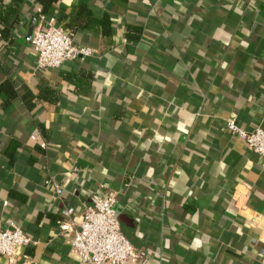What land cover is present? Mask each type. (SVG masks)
Returning a JSON list of instances; mask_svg holds the SVG:
<instances>
[{
  "label": "crops",
  "instance_id": "1",
  "mask_svg": "<svg viewBox=\"0 0 264 264\" xmlns=\"http://www.w3.org/2000/svg\"><path fill=\"white\" fill-rule=\"evenodd\" d=\"M218 2L59 0L57 14H109L112 35H78L93 55L42 72L35 0L18 4L7 33L0 25V227L13 221L31 240L19 264H79L58 226L98 193L116 196L145 264H264L262 158L226 128H264V0ZM127 25L142 28L138 41ZM40 88L57 102L27 106Z\"/></svg>",
  "mask_w": 264,
  "mask_h": 264
},
{
  "label": "built area",
  "instance_id": "2",
  "mask_svg": "<svg viewBox=\"0 0 264 264\" xmlns=\"http://www.w3.org/2000/svg\"><path fill=\"white\" fill-rule=\"evenodd\" d=\"M38 28L31 38V47L35 52V71L58 69L64 63L78 62L93 55V50L79 47L56 20L37 12ZM226 128L230 134L241 139L246 146L262 158L264 166V128L256 127L250 131L241 129L234 118L226 120ZM38 135L35 131L31 140ZM46 148V141L40 143ZM44 185L50 187L57 196L63 194L62 185L52 179H46ZM6 205V202H3ZM115 195H95L92 204L84 206L80 221L72 220L73 208L65 210V219L60 222V235L69 236L67 244L77 257L79 264H145L147 254L142 249L134 248L121 233L119 216L116 209ZM31 240L13 221L0 227V256L7 259L8 264H19L25 258L22 250L31 244Z\"/></svg>",
  "mask_w": 264,
  "mask_h": 264
},
{
  "label": "trees",
  "instance_id": "3",
  "mask_svg": "<svg viewBox=\"0 0 264 264\" xmlns=\"http://www.w3.org/2000/svg\"><path fill=\"white\" fill-rule=\"evenodd\" d=\"M23 0H14L13 4L5 5L3 0H0V25L3 27L2 33H7L8 23L13 15L16 14L17 6ZM59 0H35L42 14L55 18L56 21L63 24L66 30L69 32L70 37L74 41L78 35L85 32L99 33L103 38H110L112 35L111 16L104 13L100 18L94 15L92 9L86 5L79 6L73 14L55 12V5ZM127 1V0H121ZM216 5H220L218 0H215ZM124 36L127 41H138L142 36V28L136 25H127L124 31ZM37 99H43L47 102H57V92L50 90L49 88H40L37 94L28 93L24 99L27 106L30 105L32 97ZM46 141V147L48 145V135L43 131Z\"/></svg>",
  "mask_w": 264,
  "mask_h": 264
}]
</instances>
